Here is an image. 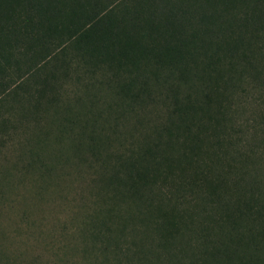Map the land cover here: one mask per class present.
Returning a JSON list of instances; mask_svg holds the SVG:
<instances>
[{
	"label": "trees",
	"instance_id": "16d2710c",
	"mask_svg": "<svg viewBox=\"0 0 264 264\" xmlns=\"http://www.w3.org/2000/svg\"><path fill=\"white\" fill-rule=\"evenodd\" d=\"M192 52L241 67L248 106L132 83L116 84L118 110L80 117L63 100L71 84ZM7 146L23 201L75 206L71 235L44 243L52 264H264V0H0ZM38 261L0 249V264Z\"/></svg>",
	"mask_w": 264,
	"mask_h": 264
},
{
	"label": "rangeland",
	"instance_id": "374dc122",
	"mask_svg": "<svg viewBox=\"0 0 264 264\" xmlns=\"http://www.w3.org/2000/svg\"><path fill=\"white\" fill-rule=\"evenodd\" d=\"M210 56L209 53L192 52L181 57L143 61L138 68L132 69L125 75L120 73L113 76L112 73H106L71 84L66 88L63 100L65 98L70 100L72 103L70 107L73 109L71 113L76 112L80 117L91 111L103 112L111 105H116L114 110H118L120 104L115 96L116 84L132 83L133 89L145 85L153 91L166 94L179 89L183 95L214 91L213 94L220 91L225 94L222 99L234 107L248 106L242 96L248 100V95L252 96L253 93L249 89L241 67L235 66L229 69L226 60H222L219 66ZM80 108L84 110L77 112ZM238 109L245 111L243 107ZM19 139L18 134L13 138L12 143H17ZM17 155H19L18 151L12 146L5 147L0 154V169L5 168L6 178L10 182L9 184L6 181V184L3 180L8 188L1 185L0 249L7 255L16 254L23 258V261L40 256L37 264H52L51 253L56 252L57 247H51L50 253L44 243L53 241V238L60 239L63 235H71V225H75L72 223L75 206L54 199L52 194L31 204L23 201L25 189L30 186L28 181L15 174L13 165L20 163ZM17 168L22 167L19 164ZM12 187L17 188L15 190ZM81 188L83 185L77 186V189ZM78 206H82V203ZM72 241L73 237L71 243Z\"/></svg>",
	"mask_w": 264,
	"mask_h": 264
}]
</instances>
